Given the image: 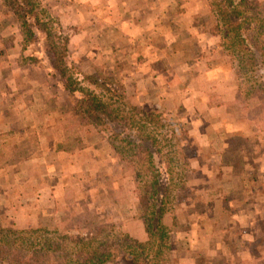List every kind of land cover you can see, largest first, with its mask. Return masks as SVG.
<instances>
[{
    "label": "rangeland",
    "instance_id": "374dc122",
    "mask_svg": "<svg viewBox=\"0 0 264 264\" xmlns=\"http://www.w3.org/2000/svg\"><path fill=\"white\" fill-rule=\"evenodd\" d=\"M35 1L39 6L40 17L48 22V29L51 31L57 30L60 28L58 26L60 23V32L68 36L71 33L66 61L68 68L70 67L74 76L79 74L78 78L82 81L84 86L100 93L104 83L111 85L113 89L109 91L108 97L111 98L113 96V100L126 104L129 108L137 105L147 111L154 110L163 113V116L174 128L176 133L183 138L182 145L176 143L172 144V141H170L171 143L167 141L166 143L162 142L161 136L158 135V141L161 142L160 146L164 152L163 157H165L167 164L170 165L172 169H175L174 178L177 179V181H175L176 187H173L172 190L175 194V196H173V204H175L176 207L165 218L166 223L171 226L174 223L173 221H175L174 219L177 218V225L174 229L177 230L178 227L181 228L179 234L174 233L171 235L172 263L184 264L186 255H190L194 257L195 264H231V262L228 261V257L225 258L223 255L225 252L226 254L230 252L226 250L223 253L221 249L222 246L226 247L227 243L231 241L233 237V235H231L233 234V226L228 227L229 221L226 219L224 224H226L227 228L224 230L218 229L220 226L217 219L218 215L213 216L212 212L214 204L211 203V200H213V197L207 194L210 193L212 188H199L200 190L196 194H201V204H196L192 200H189L190 205L186 207L182 204L183 201H180L186 196H194L195 192L192 188L197 184V172L196 170H192V159L195 157L196 152L194 147L189 143L190 139L188 138V134H186V123L184 120L183 122L181 118L184 116L181 112L167 115L165 112L155 110L151 104L148 103L149 96L143 99H137L138 95L133 90L131 76L134 62L132 61V56H130L131 50L140 48L141 50L144 48L147 50L150 46L158 51L160 48L164 50L168 45L160 41L162 39H160L159 29H157L158 39L156 41H154L153 37H150L148 33H144L142 34L141 41L122 44L118 46L120 47L119 49H114V53H107L108 50H110V46H112L111 42H103L104 34L108 26L104 25L102 27L99 25L96 27L97 25H95L90 27L88 25L92 22L94 13L99 16L98 21L94 22H96V24L103 23L102 15L106 12V8L105 10H102V8L106 5V1L105 3L103 2L104 0ZM205 1L209 3L210 0ZM205 1L203 0L202 2L198 0V2H196L192 0L191 3H199L201 5L204 4ZM258 1L261 3L255 5V13L259 9V5H261L259 11L262 17H264V0ZM163 2H165V0H162V3ZM204 20L205 21H202L199 25L211 28L217 25V19H213L212 16L209 19L206 17ZM167 28L166 25L161 28V31L166 33L168 31ZM169 30L171 34L180 33L179 30L176 31L174 28H169ZM76 35L79 36L81 41L72 43ZM253 36L254 38L256 37L255 31H253ZM114 38H116V35L109 36L111 41ZM250 45L257 49L255 44L251 43ZM235 46L243 49L244 44L236 42ZM47 47L48 43L44 35L40 34L39 36L38 34L37 37L33 39L32 43L24 50L22 26L14 12L4 4V0H0V61H4L5 63V60L8 59V55L11 54L13 62L12 67L14 70L21 68L24 72L26 71L27 80L35 81L31 78H36V80L38 79L41 83L43 82L39 87H35V89L27 88L26 91L23 90L13 94V99H25L29 101L32 107H34L33 104L35 103L38 105L36 108L34 107L36 112H33L35 110L34 108H30V112L28 108L24 109L30 113L31 118L29 121L31 122V126H26L24 129L14 128L6 132H4L5 128L0 127V130H3L2 133H0V226L16 230L26 229L29 231L31 228L34 230L38 229V231L40 230L38 234L31 235L27 233V235H31V239L35 240L37 243L38 241L41 242V246L48 241L52 242L53 247L59 245V250L55 251L53 249L51 253L52 256H57L58 254H62V250L65 246V241L61 238L63 234H95L99 226L103 223H113L121 227L119 223L115 222L118 212L123 215V217L130 219L127 227H129L130 230H135L134 226H137V223L136 221L131 222L133 215H135V218L137 217L136 203L134 207H132V202L134 203L132 196L133 186L136 194L135 200H137L138 196L134 177L125 162L123 170L121 167H116V178H108L104 175L95 176L97 178L89 176L88 170L92 171L94 167L97 166L95 162H93L90 167L86 166L85 168L87 169L83 172L72 173L71 175L68 173L63 174V172H60L57 168L62 166L61 164H64L63 160H65L66 157L58 153L53 156V154L50 153L51 149L48 143L63 146L67 144L68 139H71L75 142L71 144L77 143V146H79L85 140L86 143H88L94 139H100L101 136L105 138L106 134L102 130L107 131L109 134L111 132L121 133L123 132V127L116 123L97 124L96 126L93 124H85L80 119L76 121L72 118L70 121L65 119L68 118L64 115L66 112L73 114L70 117H77L73 112L75 109L73 103L75 98L71 96L67 97L64 91H62L63 87L57 77V75L61 77V74L53 68L52 61L55 57L49 51V47ZM127 47L129 48L125 49ZM255 49L252 50L255 52L257 51ZM117 52L119 53L117 54ZM257 52L258 53H255V55L259 56L260 52ZM29 56H37V60H31L32 57L25 60V58ZM226 56V61L229 62L236 71L237 98L236 103H233L230 108L227 110L223 109L216 115L219 119H223L224 115H230L227 117V120H225V123H234L237 128H241L243 123L248 120L250 121V119L256 121L258 126H260L261 122L262 127H264V63L262 56H259V61L255 59L256 63H258L255 70H252L246 63H244L245 65L239 66L237 61H235V58L239 59L238 55ZM142 61H145L143 57ZM169 61L172 63L179 61L180 63L182 60L172 59ZM189 61L192 60L190 59ZM159 62L160 64H158ZM252 62L254 63V60H252ZM156 64L161 66L162 62L157 61ZM2 68L5 67L1 63L0 69ZM127 72L130 75L128 77L125 75ZM85 76H89L93 81L89 77L85 78ZM19 78L20 76L18 75L15 81ZM61 79L63 81V78ZM231 87L232 86L227 85L220 88L227 93L229 89L231 90ZM79 96L80 94L77 93L74 97ZM63 101H65L64 104H62ZM0 105L4 106L3 99L0 101ZM138 110L139 109H137V111ZM7 113L15 115L16 107H14L13 112L8 111ZM29 113H25L26 116ZM179 115H181V117H177ZM261 117H263L262 121H260ZM16 118V116H13L14 122H16ZM234 118L236 121H234ZM37 131L44 134L43 142L45 143H43V146L46 152L45 155L38 154V151L43 150V148H41L40 140L38 139V142L36 140L37 134H39L40 137V133H37ZM79 138H83V142L80 141ZM250 139L252 140L251 137ZM38 143L40 145L39 148ZM146 143L150 144V142ZM220 144L222 145V142ZM108 146L114 149L110 140H108ZM152 148L158 152L156 146H152ZM114 151L116 150L114 149ZM54 162L59 164L55 166ZM256 162V160L249 162L252 166L248 168L245 166L243 167L242 164L237 167L235 171L242 172L246 177H253V172L258 170ZM212 164L214 165L213 162ZM5 167L7 168L5 169ZM221 168V164H219L216 171H219L218 169ZM103 169H105L103 170L104 172L107 170L106 168ZM108 170L112 172L111 168H108ZM249 170H251V172ZM84 172L87 173L86 176H84ZM126 173L127 175H125ZM218 173H222V170ZM10 174L12 180L9 182ZM210 174L213 175V172ZM182 175L185 177V181L180 179ZM58 178H61L62 185L57 198L54 197L51 186H45L44 190H42L43 188L39 185V181L43 183H53L56 182ZM207 179L204 178L202 180L208 182ZM82 180L88 185H82ZM111 180H116L117 182L114 184ZM70 182L75 185L70 186ZM6 185L9 186L6 187ZM220 193L228 194V191L226 188H221ZM113 200L116 201V205L117 203L119 204L117 208L120 209V211L109 214L110 207L113 206L112 208H116ZM178 200L181 203L179 202L178 204ZM134 209L135 211H133ZM174 211L178 214L175 215L176 217H174ZM202 211L206 212V215H209L205 219L204 225L200 222ZM141 219L144 222V219ZM186 221L191 222L190 226ZM136 228L138 229V226ZM189 228H192V233H189L190 236L188 239L185 232L188 231ZM214 232H216V236H214ZM217 236L222 239V242L220 240L216 242L213 241ZM114 237L115 236H111V238ZM204 239L207 241V246H210H208V249L214 250L215 255L212 256H216V258L206 257L205 253L207 252L204 251L205 249L203 247ZM243 260L244 259H242V261ZM115 264L127 263L120 257ZM242 264H248V260L245 259Z\"/></svg>",
    "mask_w": 264,
    "mask_h": 264
},
{
    "label": "crops",
    "instance_id": "0c3cea01",
    "mask_svg": "<svg viewBox=\"0 0 264 264\" xmlns=\"http://www.w3.org/2000/svg\"><path fill=\"white\" fill-rule=\"evenodd\" d=\"M105 1L106 5L102 8V10L106 8V12L102 15L103 23L96 24L94 22L99 19V16L94 13V18L88 25L90 27L95 25H97L96 27L99 25L108 26L103 42H111L112 46L107 53H114V49H119L118 46L122 44L141 41L144 33H148L156 41L158 39L157 29L160 31V39H162L160 41L168 45L164 50L160 48L159 51L151 46L147 50L145 48L143 50L141 48L132 49L130 56H132L134 63L131 77L133 90L138 95L137 99L149 96L148 103L155 110L165 112L167 115L181 112L184 116L179 115L177 117H181L182 121H185L186 134L190 139L189 143L196 152L192 159V170L197 172V184L192 188L195 192L194 196H186L181 200L179 198V200L183 201L182 204L186 207L190 205L189 200L201 204V194H196L199 192V188H212L207 194L213 197L211 200V203L214 204L212 212L213 216L218 215L217 219L220 225L218 229L227 228L224 224L226 219L229 221L228 227L233 226L231 241L226 242L227 246H222L221 249L223 253L226 250L230 252L229 254L225 252L224 257H228L231 264H242L245 259L248 260V264H264V127H262L261 122L258 126L256 121L250 119V121L243 123L241 128H237L234 123H225L230 115H224L223 119H219L216 115L236 103L237 83L235 68L226 61L225 56L227 54L220 47V35L214 32L211 27L199 25L205 21L204 18L206 17L208 19L211 16L213 19L216 18L209 9L208 2L204 0L205 3L200 5L196 3L198 0H194L196 4L191 3L192 0H165L163 3L162 0H104L103 2L105 3ZM201 1L203 2V0ZM166 25L168 31L164 33L161 28ZM169 28L179 30L180 33L171 34ZM113 35H116V38L111 41L109 36ZM78 41L81 40L76 35L72 43ZM142 57L145 61H142ZM172 59L182 61L172 63L169 61ZM190 59L192 61H189ZM5 61V63L0 61V65L2 63L5 67L0 69V101L4 100V106L0 105L2 107H0V127L5 128L4 132L14 128L24 129L26 126H31L29 121L31 118L30 108H36L38 105L35 103L32 107L29 101L25 99H13V94L26 91L27 88L35 89L43 83L38 79L37 82L36 78H31L35 81L27 80L26 71L24 72L21 68L14 70L11 54ZM157 61H161L162 65L158 66L160 62L156 64ZM202 62L207 63L205 65ZM18 75L20 78L15 81ZM125 75L126 77L130 76L128 72ZM227 85L232 86L231 90L227 91V93L230 92L228 94L222 89ZM58 100L60 101V99ZM14 107H16L15 115L7 113L8 111L13 112ZM25 108H28L29 112L24 110ZM33 112H36V109ZM25 113L29 114L26 116ZM64 115L68 117L65 118L67 121L75 118L70 117L73 114L69 112L64 113ZM13 116L17 117L16 122L13 121ZM262 119L263 117L260 118V121ZM234 121H236L235 118ZM2 131L0 130V133ZM37 133L40 132L37 131ZM43 135L40 133L39 137L37 134L36 140L37 142L38 139L40 140L41 148H43V150L38 151V154L45 155ZM82 139L79 138L83 142ZM71 143L75 142L68 139L67 144L63 146L48 143L51 149L50 153L53 156L58 153L66 157L63 160L64 164L57 167L63 174L71 175L72 173L83 172L87 169L86 166L90 167L95 162L97 166L92 171L88 170L89 176L97 178L95 176L104 175L108 178H116V167H121L122 170L125 167L124 161L120 159L116 151L108 146L106 136L105 138L101 136L100 139H94L88 143L85 140L79 146L77 143ZM219 144L220 147L218 148ZM253 160H256L258 165V170L252 174L253 177H246L242 172L235 171L242 164L243 167H251L249 162H253ZM54 163L55 166L59 164ZM219 164L222 168L218 170H222V173L216 171ZM107 167L111 168L112 172ZM103 168L107 170L104 172L105 169ZM249 171L251 172V170ZM211 172L213 175L210 174ZM84 173L86 176L87 173ZM204 178H208V182H204L202 180ZM10 180H12L11 174L9 182ZM39 182L42 190L45 186H51L54 197H58L62 185L61 178L53 183ZM111 182L115 184L117 181L111 180ZM81 184L88 185L86 182L84 183V180L81 181ZM69 185L75 184L70 182ZM8 186L6 185V187ZM219 188H226L228 194L220 193ZM135 195L133 186L134 203L132 202V207L136 203L137 217L135 218L133 215L131 222L136 221L138 229L137 226H134L135 230H130L127 227L130 219L119 214L120 209L117 208L119 204L116 205L115 200L113 203L116 208L110 207L109 214L118 212L115 222L119 223L124 232L140 241H146L148 233L144 222L138 215L139 200L138 197L135 200ZM175 207L176 205L173 204L171 210ZM175 215L178 214L174 211V217H176ZM208 216L206 212L202 211L200 218L202 225L205 224V219ZM175 219L177 220V218ZM186 222L190 226L191 222ZM180 229V227L177 230L174 229L172 235L174 233L179 234ZM216 232H214V236H216ZM189 233H192V228L185 232L188 239ZM218 240L222 242L219 236L213 239L214 242ZM208 246L204 239L203 247L204 251L207 252L205 253L206 257L216 258V256H212L215 255L214 250L208 249L210 247ZM185 259L184 264H195L193 256L186 255ZM242 259L244 260L242 261Z\"/></svg>",
    "mask_w": 264,
    "mask_h": 264
},
{
    "label": "trees",
    "instance_id": "16d2710c",
    "mask_svg": "<svg viewBox=\"0 0 264 264\" xmlns=\"http://www.w3.org/2000/svg\"><path fill=\"white\" fill-rule=\"evenodd\" d=\"M260 3L258 0H210L208 3L217 19L213 31L221 37L220 47L228 56L238 55L239 59L235 58V61L239 66L246 63L252 70L257 68L255 59L259 61V56H262L264 63V17L259 11L261 5L255 13V5ZM4 4L14 12L22 26L24 50L38 34L46 38L49 51L55 57L53 68L61 74V77H57L62 91L67 97L75 98V121L80 119L85 124L96 126L105 123L122 125L121 133L109 134L100 129L134 177L139 216L144 219L148 239L140 241L116 224L103 223L95 234H63L61 238L65 246L62 254L52 256V250H59V245L53 247L52 242L48 241L41 246V242L31 239V235L38 234L40 230H16L0 226V264H115L120 257L127 264H173L171 235L177 220L174 219L171 226L165 218L172 211L175 196L172 190L176 187L177 179L174 178L175 169L163 157L158 135L162 142L172 141V144L182 145L183 138L176 133L163 113L147 111L137 105L129 108L113 100V96L108 97L109 91L113 89L111 85L104 83L100 93L84 86L78 78L79 74L74 76L66 61L71 33L68 36L60 32V23L59 29H48V22L40 17L35 0H4ZM236 42L244 44L243 49L235 46ZM252 49L259 51V56ZM30 58L37 60V56H29L25 60ZM77 93L80 96L74 97ZM152 146H156L158 152ZM180 179L184 180L185 177L182 175Z\"/></svg>",
    "mask_w": 264,
    "mask_h": 264
}]
</instances>
